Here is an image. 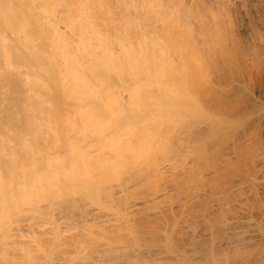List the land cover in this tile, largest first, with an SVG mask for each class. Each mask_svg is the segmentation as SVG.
Returning a JSON list of instances; mask_svg holds the SVG:
<instances>
[{
    "label": "bare ground",
    "instance_id": "6f19581e",
    "mask_svg": "<svg viewBox=\"0 0 264 264\" xmlns=\"http://www.w3.org/2000/svg\"><path fill=\"white\" fill-rule=\"evenodd\" d=\"M259 5L0 0V264H264L260 165L201 101L261 70Z\"/></svg>",
    "mask_w": 264,
    "mask_h": 264
},
{
    "label": "rangeland",
    "instance_id": "374dc122",
    "mask_svg": "<svg viewBox=\"0 0 264 264\" xmlns=\"http://www.w3.org/2000/svg\"><path fill=\"white\" fill-rule=\"evenodd\" d=\"M256 4L259 5L258 9L264 20V0H256ZM259 30L264 34V27ZM243 32L239 37L245 43L250 39V35L247 31ZM261 64L262 67L258 73L253 71L249 64L248 68L245 70L243 68L242 79L244 82L242 80L241 83L234 81L226 71L212 70L213 73H210L211 84L217 93L201 99L210 108L213 118L234 123V127L226 136L232 140L228 141L225 151L228 152L227 155L230 158H234V161L241 160L240 164H244L247 157H254L261 169V172L257 174L259 180L264 178V56H261ZM252 71L254 73L250 75ZM234 139L240 141L242 146L254 144V153L248 156L244 151L242 154L234 153L232 149ZM257 190L264 197V184L257 187ZM249 196L251 200L253 195Z\"/></svg>",
    "mask_w": 264,
    "mask_h": 264
}]
</instances>
